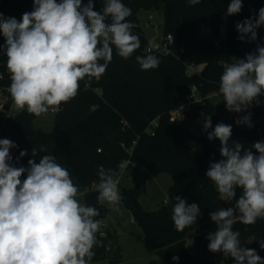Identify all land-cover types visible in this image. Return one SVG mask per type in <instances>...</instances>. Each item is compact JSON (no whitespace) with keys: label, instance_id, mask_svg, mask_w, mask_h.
<instances>
[{"label":"clouds","instance_id":"obj_1","mask_svg":"<svg viewBox=\"0 0 264 264\" xmlns=\"http://www.w3.org/2000/svg\"><path fill=\"white\" fill-rule=\"evenodd\" d=\"M200 2L187 0L190 7ZM241 10L242 0H230L226 15ZM131 14L122 0H104L102 11L94 10L93 0L87 4L82 0H33V10L19 21L0 12V34L5 39L0 51L7 57L8 92L17 108H26L37 117L50 110L58 112L78 94L81 80L105 73L113 59V47L120 57L130 58L141 48L139 35L132 31L135 25L127 20ZM109 17L111 22L106 23ZM261 26L264 7L257 16L236 24L238 39L256 41ZM135 59L143 71L160 64L150 51ZM234 61L223 66L219 93L227 111L247 112L235 123L251 128L248 109L259 105V97L264 96V45H257L244 58L234 57ZM202 128L209 141H220L222 157L209 164L206 176L222 199L235 200L234 207L210 213L217 230L207 234V248L233 258L235 264H264L255 249L242 246L240 232L233 230L237 222L252 225L258 218L264 219V141L246 150L239 142L230 144L232 125L221 122L213 128L210 115L203 118ZM16 147L10 139H0V264H91L94 246H102L96 235L101 226L95 219L99 210L76 199L79 188L54 155H43L38 163L32 158L27 167H16L10 154ZM39 151L46 148L41 145ZM26 154L27 150L20 151L17 162ZM31 154L36 156L37 149ZM24 174L26 178L21 180ZM97 175V200L120 212L122 196L115 173L101 167ZM174 200L175 228L183 231L195 225L201 214L199 205L188 204L180 196ZM258 243L264 250V239ZM172 259L178 261L179 257Z\"/></svg>","mask_w":264,"mask_h":264},{"label":"trees","instance_id":"obj_2","mask_svg":"<svg viewBox=\"0 0 264 264\" xmlns=\"http://www.w3.org/2000/svg\"><path fill=\"white\" fill-rule=\"evenodd\" d=\"M87 2L82 0L83 4ZM93 2L94 10L102 11L104 0ZM122 3L132 11L127 20L135 25L133 33L139 35L141 48L124 59L113 47V59L105 73L99 78L93 77L90 87L86 86V77L80 81L78 94L56 112L51 131L37 128L34 125L37 116L29 114L26 108L6 115L0 107V139L7 138L18 145L10 150L16 167H27L32 158L38 163L43 155H54L79 189L99 182L97 172L101 167L116 173L121 161L128 157L152 175L171 173V203L157 210H145L133 203L135 192L125 201L143 230L145 246L158 256L150 259L149 264H220L231 257L212 253L207 248V234L217 230L210 213L235 206V200L220 197L214 183L206 176L209 164L222 159L220 147L207 139V133H198L185 121L172 122L170 117L172 110L186 102L192 84L197 85L203 95L218 90L225 63L235 62L234 57L244 58L247 53L254 52L257 45H264V26L257 29V40L253 42L240 41L235 27L238 22L257 16L259 9L264 7V0H242V10L235 15H226L230 0H201L191 7L187 0H122ZM141 9L162 12L163 33L174 36L175 54L151 52L159 58L160 64L148 71L141 70L135 59L137 55L148 54L145 51L148 37L138 23ZM32 10L33 0H2L0 7L4 17H15L18 21L25 12ZM4 43L0 34V45ZM6 62V55L0 51V73L3 74L0 94L10 95ZM185 62L204 66L201 71L189 74ZM250 109L256 116L264 115L260 105L254 104ZM227 112L224 100L215 105L207 99L204 103H192L186 117L189 121L210 115L215 123ZM244 114L238 113L235 118ZM155 118H158V125L151 134L146 129ZM41 145L46 151H39ZM132 145L130 153L128 148ZM33 148L38 152L34 157ZM22 150H27V154L17 162ZM25 178L26 174L21 180ZM239 195L240 189H237L236 198ZM84 196L86 206L99 210L95 219L108 215L109 207L97 200L95 189L88 188ZM175 196L186 199L188 204H198L201 211L197 223L183 231H178L172 220ZM193 229L195 236L189 245L188 235ZM233 230L240 232L243 247L255 249L264 258V250L258 243L264 239V219L258 218L252 225L237 222ZM100 233L101 228L96 235L102 246H94L91 264L109 254L107 247L113 235L110 231L102 236ZM173 256H178L179 260L173 261Z\"/></svg>","mask_w":264,"mask_h":264},{"label":"rangeland","instance_id":"obj_3","mask_svg":"<svg viewBox=\"0 0 264 264\" xmlns=\"http://www.w3.org/2000/svg\"><path fill=\"white\" fill-rule=\"evenodd\" d=\"M2 0H0V7ZM151 14L154 17L151 18ZM158 27H155V24ZM139 25L144 29L148 37L154 36L156 33H163L164 16L163 13L155 9H141L139 12ZM201 68L200 64L193 67H188L187 72L189 74L197 73V70ZM0 107L6 103L11 97L8 93L0 94ZM223 96L219 99L212 98L211 101L217 105L223 101ZM22 109L17 108L13 102L11 111L6 112V115H13ZM238 113L227 112L222 115L217 122H212L213 128L217 123H224L232 125V135L229 143L239 142L243 145L244 150L251 148V146L258 142L264 141V115L251 116L252 127L249 128L246 125H237L236 115ZM56 112L51 110L38 116L34 120V125L37 128H41L45 131H51L55 126ZM183 121L196 130L200 134H206L203 131L202 121L203 118L195 120H187L185 116ZM212 129H209L211 131ZM216 147H220V141L218 139L211 141ZM254 154L255 149L252 148ZM173 182V176L169 172H162L158 175H152L144 166L131 165L123 174L122 182L120 185V191L122 200L120 203V212L112 210V206L106 203L109 207V212L104 217L105 228L113 235L110 239L109 245L112 250L109 251L108 257L98 260L93 264H149L150 259H157L158 256L155 251L149 250L143 241L144 233L142 228L136 221L133 211L126 205L125 201L133 192H135V198L141 207L145 210H157L165 201L169 200V188ZM132 198V199H133ZM76 199L85 204L84 192L79 189ZM171 203V202H169ZM195 229L191 230L188 235V244L192 245L193 238L195 236ZM119 248L120 258L114 259V252ZM220 264H235L233 258L224 259Z\"/></svg>","mask_w":264,"mask_h":264},{"label":"built area","instance_id":"obj_4","mask_svg":"<svg viewBox=\"0 0 264 264\" xmlns=\"http://www.w3.org/2000/svg\"><path fill=\"white\" fill-rule=\"evenodd\" d=\"M151 18L154 17V14H151L150 16ZM111 22V18L109 17L106 20V23H110ZM155 24V27L157 28L158 25L155 23V21H152ZM133 31V30H132ZM173 44H174V36L172 33H168V34H164V33H156L154 36L148 37L147 43L145 45V51L146 52H159V53H163L164 55L167 54H175L174 49H173ZM153 45H155V47H153ZM186 63V62H185ZM187 64V63H186ZM188 67H193L197 64L194 63H190L187 64ZM198 72V71H197ZM3 78V74L0 73V80ZM93 81V77H86V86L90 87L91 83ZM222 97V94L219 93V89L215 90L213 92L208 93L207 95H203L198 86L195 84H192L190 86V90L189 93L186 97V102L171 111V117L170 120L172 122H182L183 118L186 116V111L187 109H189L190 105L192 103H204L207 99H212V98H216L219 99ZM261 103L259 104L262 108H264V96L259 97ZM248 112L251 113V116L253 115L252 110L249 108ZM247 112H245L244 115H246ZM124 124L127 125L128 122L126 120H123ZM158 125V118H155L154 120L151 121L150 125L148 126V128L146 129L148 132H150L151 134H154V129L155 127H157ZM136 143V140H134L133 144ZM129 152L132 153L133 150V145L128 148ZM131 165H137L136 162H134L131 157H128L126 159H124L123 161H121V163L118 166V170L116 171L115 175H114V179H118L119 183H118V189L119 192L121 194L120 191V185L122 182V178H123V174L125 173L126 169L131 166ZM99 184V182L94 183L92 186L90 187H86V188H81L82 192H85L88 188H92L96 190V186ZM97 191V190H96ZM170 202V198L169 200L167 199L165 201L166 204H169ZM104 203V202H103ZM106 204V203H104ZM101 221V233H103V235L106 234L107 229L105 228V222H104V217L99 219ZM108 251L112 250V247L109 245L107 247Z\"/></svg>","mask_w":264,"mask_h":264},{"label":"water","instance_id":"obj_5","mask_svg":"<svg viewBox=\"0 0 264 264\" xmlns=\"http://www.w3.org/2000/svg\"><path fill=\"white\" fill-rule=\"evenodd\" d=\"M13 101H12V98L10 97L6 103L2 106V109L6 112H9L10 109H11V105H12ZM133 203L135 204H139V202L136 200V199H133ZM120 258V251H119V248H117L114 252V259H118Z\"/></svg>","mask_w":264,"mask_h":264},{"label":"crops","instance_id":"obj_6","mask_svg":"<svg viewBox=\"0 0 264 264\" xmlns=\"http://www.w3.org/2000/svg\"><path fill=\"white\" fill-rule=\"evenodd\" d=\"M147 37H148V36H147ZM200 65H201V68H200L199 70H197L198 72L201 71V69H202L203 66H204L203 64H200ZM0 97H1V96H0ZM12 104H13V103H12ZM11 108H12V105H11ZM10 111H11V109H10Z\"/></svg>","mask_w":264,"mask_h":264}]
</instances>
